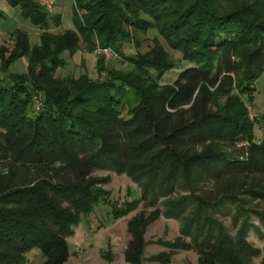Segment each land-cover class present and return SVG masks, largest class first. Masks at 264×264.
I'll return each instance as SVG.
<instances>
[{"label": "trees", "instance_id": "1", "mask_svg": "<svg viewBox=\"0 0 264 264\" xmlns=\"http://www.w3.org/2000/svg\"><path fill=\"white\" fill-rule=\"evenodd\" d=\"M6 1L42 31L32 43L16 28L13 46H0L2 71L28 58L26 71L0 77V264H25L34 247L41 264H63L68 237L100 202L115 217L142 203L127 219L131 264H142L145 233L161 215L179 218L181 234L159 239L170 250L155 259L193 249L199 264L261 254L264 264V246L248 239L251 211L264 226V138L255 139L264 114L252 119L249 107L264 71V0H73L74 26L59 32L49 28L61 13L46 0ZM150 28L190 62L172 82H160L176 63L158 40L146 52L122 51ZM82 43L112 47L132 66L101 55L98 77L57 75ZM99 169L128 174L141 196L111 200ZM228 216L240 224L234 234Z\"/></svg>", "mask_w": 264, "mask_h": 264}, {"label": "rangeland", "instance_id": "2", "mask_svg": "<svg viewBox=\"0 0 264 264\" xmlns=\"http://www.w3.org/2000/svg\"><path fill=\"white\" fill-rule=\"evenodd\" d=\"M45 1V0H41ZM68 13L63 10V6L55 5L53 13H61V22L51 23L50 30L53 32L63 31L67 27H73V0L67 1ZM0 8L6 12V17H0V46L5 45L11 48L14 43L13 31L16 28H22L30 34L32 43L40 41L42 28L33 24L29 19L23 18L19 9L11 6L6 0H0ZM137 42L135 38L125 41L122 44V51L126 55L136 54L137 52H146L155 45L157 40L162 43L170 56L174 59L176 65L174 68L164 72L160 79L161 83L172 82L178 75L180 69L190 62L183 59L182 52L179 49L171 48L156 28H150L147 31H138ZM103 55L106 65H113L121 69H129L132 64L125 60L121 54L112 47H103L97 45L95 49L89 50L84 43L73 53L65 52L67 63L57 70V75L79 76L86 72L92 77H98L97 63L98 58ZM28 58L21 56L11 64L9 70L23 72L27 69ZM1 64V62H0ZM7 71H2L0 67V77ZM106 72H102V76ZM255 92L252 104L249 103L250 117L253 119L264 114V71L261 72L255 82ZM40 105L38 97L36 98V108ZM254 116V117H253ZM257 121L256 119H254ZM255 139L264 138V120H258L255 126ZM246 144L240 142V145ZM99 176L110 177V180L103 184L106 190H109L107 197L117 202L126 199L138 198L141 196V187L128 174H118L107 169H99L94 172ZM211 185V183H210ZM250 205L257 204V199L250 201ZM142 203L127 215L115 217L112 213V206L109 203L100 202L94 209L85 215H82L81 222L75 227V232L68 237L70 256L63 264H131L124 257V249L130 234L127 231V219L142 208ZM251 219L257 227H252L248 233V239L256 246H264V226L259 224L258 218L251 211ZM224 222L234 234L240 224H234L229 216ZM182 222L179 218H169L161 215L157 220L151 223L145 233L147 245L144 252L142 264H199V255L193 249H179L172 259L162 261L153 256L162 252L169 251L170 248L159 242V239H174L181 234ZM110 254V255H109ZM111 256V259L107 256ZM25 264H41L45 256L39 247H34L26 253ZM260 256L254 257L248 264H261Z\"/></svg>", "mask_w": 264, "mask_h": 264}, {"label": "crops", "instance_id": "3", "mask_svg": "<svg viewBox=\"0 0 264 264\" xmlns=\"http://www.w3.org/2000/svg\"><path fill=\"white\" fill-rule=\"evenodd\" d=\"M67 1L68 0H56V5L59 4L60 6H63V10H65L66 13H68V7H67Z\"/></svg>", "mask_w": 264, "mask_h": 264}, {"label": "built area", "instance_id": "4", "mask_svg": "<svg viewBox=\"0 0 264 264\" xmlns=\"http://www.w3.org/2000/svg\"><path fill=\"white\" fill-rule=\"evenodd\" d=\"M54 1H55V0H46L47 7H48L49 10H51V11L54 9Z\"/></svg>", "mask_w": 264, "mask_h": 264}]
</instances>
